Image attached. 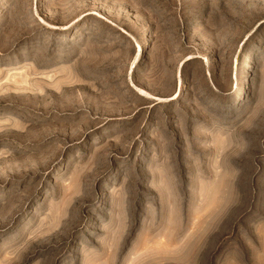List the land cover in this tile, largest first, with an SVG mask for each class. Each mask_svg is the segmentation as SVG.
Returning <instances> with one entry per match:
<instances>
[{
    "label": "rangeland",
    "instance_id": "rangeland-1",
    "mask_svg": "<svg viewBox=\"0 0 264 264\" xmlns=\"http://www.w3.org/2000/svg\"><path fill=\"white\" fill-rule=\"evenodd\" d=\"M0 264H264V0H0Z\"/></svg>",
    "mask_w": 264,
    "mask_h": 264
},
{
    "label": "bare ground",
    "instance_id": "bare-ground-1",
    "mask_svg": "<svg viewBox=\"0 0 264 264\" xmlns=\"http://www.w3.org/2000/svg\"><path fill=\"white\" fill-rule=\"evenodd\" d=\"M141 59H142V53H141V49H140V46H139V50H138V52H137V54L135 56V61L138 62ZM180 95H181V90L179 91L178 96H180Z\"/></svg>",
    "mask_w": 264,
    "mask_h": 264
}]
</instances>
